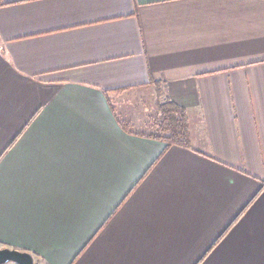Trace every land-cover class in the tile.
Wrapping results in <instances>:
<instances>
[{
    "label": "crops",
    "instance_id": "0c3cea01",
    "mask_svg": "<svg viewBox=\"0 0 264 264\" xmlns=\"http://www.w3.org/2000/svg\"><path fill=\"white\" fill-rule=\"evenodd\" d=\"M159 93L188 145L149 135ZM2 247L264 264V0H0Z\"/></svg>",
    "mask_w": 264,
    "mask_h": 264
},
{
    "label": "trees",
    "instance_id": "16d2710c",
    "mask_svg": "<svg viewBox=\"0 0 264 264\" xmlns=\"http://www.w3.org/2000/svg\"><path fill=\"white\" fill-rule=\"evenodd\" d=\"M158 115L152 122L153 129L150 136L158 138L166 145H188L189 131L185 110L171 100L158 95ZM124 130H130L129 123L121 121Z\"/></svg>",
    "mask_w": 264,
    "mask_h": 264
},
{
    "label": "water",
    "instance_id": "95a60500",
    "mask_svg": "<svg viewBox=\"0 0 264 264\" xmlns=\"http://www.w3.org/2000/svg\"><path fill=\"white\" fill-rule=\"evenodd\" d=\"M0 264H42L25 251L2 247L0 248Z\"/></svg>",
    "mask_w": 264,
    "mask_h": 264
},
{
    "label": "rangeland",
    "instance_id": "374dc122",
    "mask_svg": "<svg viewBox=\"0 0 264 264\" xmlns=\"http://www.w3.org/2000/svg\"><path fill=\"white\" fill-rule=\"evenodd\" d=\"M151 119V118H150ZM156 119V116L153 117V121ZM146 120V117L144 118V121ZM138 128H141L142 130H149V128H146L145 126L141 127L138 125Z\"/></svg>",
    "mask_w": 264,
    "mask_h": 264
}]
</instances>
